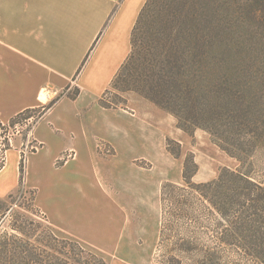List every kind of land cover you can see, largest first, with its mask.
<instances>
[{
	"label": "crops",
	"instance_id": "1",
	"mask_svg": "<svg viewBox=\"0 0 264 264\" xmlns=\"http://www.w3.org/2000/svg\"><path fill=\"white\" fill-rule=\"evenodd\" d=\"M147 2L0 0V122L39 108L44 92L56 98L70 87L80 91L58 100L36 124L39 149L26 157L25 182L37 190L36 204L51 224L106 254L109 264H140L112 253L142 248L131 243L132 228L140 233L147 219L151 228L158 224L157 174L138 162L155 168L168 159L157 143L161 126L99 104L132 52ZM99 143L112 153L103 155ZM21 154L7 153L0 198L20 185Z\"/></svg>",
	"mask_w": 264,
	"mask_h": 264
},
{
	"label": "trees",
	"instance_id": "2",
	"mask_svg": "<svg viewBox=\"0 0 264 264\" xmlns=\"http://www.w3.org/2000/svg\"><path fill=\"white\" fill-rule=\"evenodd\" d=\"M235 9L262 10L264 0H148L132 32V52L112 85L125 79L129 90L173 115L180 129H204L241 164L244 157L252 159L253 152L236 150V132L252 133L258 112L250 97L231 90L230 80L234 83L235 78L225 72L227 61L221 52L225 32L219 12ZM79 92L76 89L68 97L75 99ZM99 104L111 108L102 98ZM35 110L18 114L9 124L22 122L29 118L23 117L27 112ZM168 152L179 157L170 146ZM198 169L194 157L188 156L183 180L217 214L219 240L226 245L221 251L200 250L202 264H264V180L257 181L253 172L239 166L222 169L212 182L195 184ZM24 178L22 159L20 187ZM171 187L164 185V195ZM13 204V194L0 198V264H109L76 238L58 235L45 218L34 219L33 210L15 212ZM176 204L193 211L181 219L200 223L202 217L190 200Z\"/></svg>",
	"mask_w": 264,
	"mask_h": 264
},
{
	"label": "rangeland",
	"instance_id": "3",
	"mask_svg": "<svg viewBox=\"0 0 264 264\" xmlns=\"http://www.w3.org/2000/svg\"><path fill=\"white\" fill-rule=\"evenodd\" d=\"M219 13V19L225 32L223 34L225 46L221 49L225 56L224 59L227 61L225 72L228 74V78H235L234 83L231 81L232 78L230 80L231 90L241 93L246 98L250 97L258 112L256 119L258 122L254 131L248 134L245 131H239L236 132L235 137L236 150H250L253 152V158L247 159L243 154L244 160L240 164L223 150L210 133L204 129L183 131L178 127V120L173 115L156 106L141 94L132 89L129 90L130 85L124 81L125 79L119 80L115 87L112 85L110 90L102 96L103 102L113 110H125L133 115L146 116L152 127L161 126L162 132L157 143L166 148L168 159L161 161L155 168L148 160L138 162L151 174H157L158 192L155 204L159 207L158 224L154 223V228H151L153 221L147 219L144 227L139 229L140 233H134L132 228L131 243L137 242L143 247L128 252L116 251L112 253L113 257L125 258L128 253L132 258L138 257L141 260L140 264H202L201 251L225 249L226 245L219 240L220 229L216 228L217 214L208 202L198 192L188 187L183 180L184 160L188 156L194 157L199 168L192 179L195 184L212 182L217 179L222 169L234 170L239 166L243 167L245 172H253V177L257 181L264 180V9H235ZM75 90L76 88L70 87L64 94L56 98L51 95L52 99L48 100L44 108H48L52 103L56 104L62 97L71 95ZM41 100L45 101L43 96ZM42 112L43 109L40 105L35 111L27 112L23 117L33 118V122H36ZM24 120L22 119V121ZM0 134L4 136V131L0 130ZM23 142L22 138H16L13 146L7 147V150H19ZM168 146L179 157L169 153ZM99 151L106 156L112 153L109 146L104 143H99ZM7 153L4 155L5 161L0 158L1 170L5 167ZM23 156L25 161V156ZM167 184H172L174 187L167 189L164 195L163 187ZM12 194L14 196L12 209L15 212L26 213V210L31 209L36 212H30L34 219L45 221L43 219L45 218L48 220L36 204L37 190L27 185L25 178L23 186H17ZM184 199L190 200L197 210V214L202 217L200 223L180 218L183 214L188 215L193 212L189 211V207L182 210L184 205L177 206L176 203L182 202ZM211 212L214 213V216ZM48 223L51 224L49 220ZM54 230L60 236L67 235L58 225L54 226ZM87 247L98 253L106 263L109 262V257L106 254Z\"/></svg>",
	"mask_w": 264,
	"mask_h": 264
},
{
	"label": "built area",
	"instance_id": "4",
	"mask_svg": "<svg viewBox=\"0 0 264 264\" xmlns=\"http://www.w3.org/2000/svg\"><path fill=\"white\" fill-rule=\"evenodd\" d=\"M43 95H44L45 101L40 100V103H41L42 109L44 110L46 103L48 102L49 99H52V96L50 92H44ZM39 120L40 118L36 122H33V118H29L22 122L16 123L12 126L9 123L5 124V123L0 122V130L4 131V136L0 134V158L2 160L4 161L6 160L4 158V155L6 154V152H8L7 147L13 146V143L16 138H22L24 142L22 143V147L19 150L22 153L21 158L23 155L25 156L23 157L25 158L24 165H26L25 162H26L27 155L30 153L36 152L39 149V145L32 139L33 130ZM25 131H26V134L24 135ZM71 156L72 155L70 154V152L67 154H64L62 158L58 161V164L65 162Z\"/></svg>",
	"mask_w": 264,
	"mask_h": 264
}]
</instances>
